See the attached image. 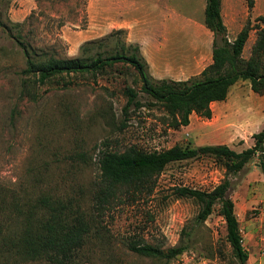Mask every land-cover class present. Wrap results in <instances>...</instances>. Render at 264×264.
Segmentation results:
<instances>
[{
	"label": "rangeland",
	"instance_id": "374dc122",
	"mask_svg": "<svg viewBox=\"0 0 264 264\" xmlns=\"http://www.w3.org/2000/svg\"><path fill=\"white\" fill-rule=\"evenodd\" d=\"M205 7L206 0H0V203L6 205L0 210V248L1 238L16 226L13 203L46 193L72 200L86 217L97 219L77 264H240L226 239L220 205L199 222V205L175 193L181 186L211 190L228 176L247 264H264V173L255 171L257 160L236 175H227L211 156L176 161L159 175L149 195L101 210L92 196L104 149L227 144L241 151L252 146L253 134L264 130V95L255 92L249 80H239L226 100L214 102L211 118L193 113L190 124L179 129L170 127L166 111L140 91L134 69L121 64L97 81L77 77L71 88L39 86L35 100L23 93L25 55L20 41L35 51L77 57L86 42L120 28L128 43H137L130 40L131 28L154 37L153 42L160 36L168 48L167 69L183 72L178 80L197 77L213 48L214 36L204 24ZM222 16L231 38L248 19L264 27L259 18L264 17V0H254L253 7L248 0H222ZM256 39L257 30L252 29L244 58L251 56ZM114 44L110 38L105 48ZM126 84L139 90L141 103L127 114ZM134 240L165 250L185 245L187 250L166 261L139 255L129 246ZM0 264L54 263L15 262L4 250Z\"/></svg>",
	"mask_w": 264,
	"mask_h": 264
},
{
	"label": "trees",
	"instance_id": "16d2710c",
	"mask_svg": "<svg viewBox=\"0 0 264 264\" xmlns=\"http://www.w3.org/2000/svg\"><path fill=\"white\" fill-rule=\"evenodd\" d=\"M253 2L248 0L249 7H253ZM259 18L264 21L263 16ZM21 24L15 25L20 27ZM204 24L214 36L213 60L197 77L186 80L156 79L149 71L140 45L124 40L122 35L126 31L122 28L114 30L106 38L86 42L81 55L77 57L64 58L35 51L22 40L20 44L25 55L23 93L35 100L39 86L71 88L77 83V77L97 81L98 76L121 64L134 69V82L140 84V91L151 99L153 105H160L166 111L168 125L174 129L188 126L193 113L211 118L212 104L226 100L231 87L239 80H249L251 88L264 95V27H255L248 19L236 37L230 40L222 16V0H206ZM252 29L257 30V39L251 56L246 59L243 51ZM113 37L114 46L105 48L107 40ZM123 93L127 97L124 113L127 114L132 105L141 106L140 92L135 86L126 84ZM253 139L254 144L241 151L227 144L198 147L177 144L153 151L136 145L124 151L104 149L98 157L100 171L93 183V199L98 210H101L117 202L149 195L154 191L159 175L170 163L201 156L214 157L226 169L227 175L238 174L254 160L264 173V130L254 133ZM78 157L83 159L84 153ZM231 186L232 182L226 176L211 190L181 186L175 189V193L199 205V222L206 221L219 204L218 212L225 220L226 239L233 255L240 264H247L249 254L242 243L235 202L229 195ZM13 204L17 212L16 226L1 238V253L5 250L15 262L46 259L54 264L78 263L83 249L91 241V230L97 222L95 217H86L87 214L78 205L74 207L72 200L64 201L46 193ZM3 209H6V205L0 203V210ZM129 246L139 255L166 261L187 250L185 245L165 250L135 240Z\"/></svg>",
	"mask_w": 264,
	"mask_h": 264
},
{
	"label": "crops",
	"instance_id": "0c3cea01",
	"mask_svg": "<svg viewBox=\"0 0 264 264\" xmlns=\"http://www.w3.org/2000/svg\"><path fill=\"white\" fill-rule=\"evenodd\" d=\"M131 28V27H130ZM210 31V30H209ZM211 32V31H210ZM129 35H130V40L132 42H137L142 49V54L144 55V57L146 58L148 65L150 66L149 69L151 71V74L156 77V78H167V79H174V80H178L176 78V76L180 75L183 72H178L177 74H175L174 72H171L167 69L169 63H168V55H167V45L164 42H161L160 40V36H157V39H154V42L151 40V38L154 37H150L148 35H144V32H136L133 30V28H131L128 31ZM211 34L213 35V33L211 32ZM236 36H234L233 38L229 37L230 40H233ZM152 43L153 46L149 47L148 44ZM212 43H213V39H212ZM213 46V45H212ZM213 49V48H212ZM212 50L210 53V60L208 61L210 64L212 62ZM159 65V66H158ZM207 66V65H206ZM205 66V67H206ZM203 67L202 70L205 68ZM201 70V71H202ZM188 70H186L185 72L187 73ZM200 71V73H201ZM174 73V74H172ZM255 171L258 170L259 165L258 163H255Z\"/></svg>",
	"mask_w": 264,
	"mask_h": 264
},
{
	"label": "built area",
	"instance_id": "2783aa9c",
	"mask_svg": "<svg viewBox=\"0 0 264 264\" xmlns=\"http://www.w3.org/2000/svg\"><path fill=\"white\" fill-rule=\"evenodd\" d=\"M263 241H264V238H263ZM242 243H243V240H242Z\"/></svg>",
	"mask_w": 264,
	"mask_h": 264
}]
</instances>
